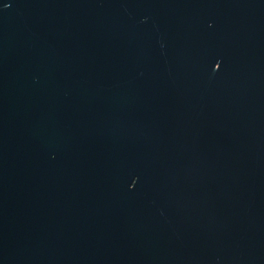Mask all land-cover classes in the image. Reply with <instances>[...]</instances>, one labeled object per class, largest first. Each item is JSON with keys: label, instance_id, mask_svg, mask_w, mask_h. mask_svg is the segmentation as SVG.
Wrapping results in <instances>:
<instances>
[{"label": "water", "instance_id": "water-1", "mask_svg": "<svg viewBox=\"0 0 264 264\" xmlns=\"http://www.w3.org/2000/svg\"><path fill=\"white\" fill-rule=\"evenodd\" d=\"M0 264H264V0H0Z\"/></svg>", "mask_w": 264, "mask_h": 264}]
</instances>
